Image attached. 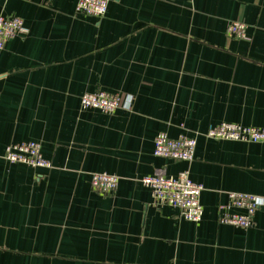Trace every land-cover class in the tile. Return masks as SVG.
<instances>
[{
	"label": "crops",
	"instance_id": "crops-1",
	"mask_svg": "<svg viewBox=\"0 0 264 264\" xmlns=\"http://www.w3.org/2000/svg\"><path fill=\"white\" fill-rule=\"evenodd\" d=\"M76 3L0 0L26 29L0 50V264H264V204L250 228L219 222L228 193L264 200V143L204 136L264 128V0H110L102 18ZM96 90L130 109H80ZM159 132L194 135V160L156 158ZM29 141L51 168L3 160ZM157 170L203 187L197 222L153 204L139 180ZM97 172L114 193L92 190Z\"/></svg>",
	"mask_w": 264,
	"mask_h": 264
},
{
	"label": "built area",
	"instance_id": "built-area-1",
	"mask_svg": "<svg viewBox=\"0 0 264 264\" xmlns=\"http://www.w3.org/2000/svg\"><path fill=\"white\" fill-rule=\"evenodd\" d=\"M110 0H77L75 12L77 14L102 18L108 8ZM245 24L237 21L230 22L226 34L231 38L245 37ZM26 33L23 21L17 16L0 15V50L7 41ZM80 109H95L103 114L111 115L120 108L130 109L132 98L123 101L118 94H111L102 90L84 93L80 97ZM211 140H228L244 143H264V128L243 127L231 123H220L211 127L204 134ZM153 155L172 161L192 162L196 146L195 136L184 133L170 139L165 132L156 134L153 140ZM3 160L9 164H22L31 168H51V162L41 154V144L34 141L12 143L5 147ZM119 178L114 174L97 172L90 174L92 190L102 195L115 192ZM139 182L150 189L155 206H168L178 211L179 216L188 222H197L202 214L199 203L203 187L190 180L187 171L177 176H166L163 170H157L152 176L144 177ZM228 201L221 206L219 222L247 229L252 226L253 218L264 200L251 194L228 193ZM238 212H229V210Z\"/></svg>",
	"mask_w": 264,
	"mask_h": 264
}]
</instances>
